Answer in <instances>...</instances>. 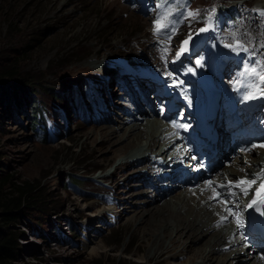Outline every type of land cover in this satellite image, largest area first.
Listing matches in <instances>:
<instances>
[{"label": "rangeland", "instance_id": "obj_1", "mask_svg": "<svg viewBox=\"0 0 264 264\" xmlns=\"http://www.w3.org/2000/svg\"><path fill=\"white\" fill-rule=\"evenodd\" d=\"M239 1L0 0V181L5 175L12 177L0 186V204L15 216L6 228L19 233V252L11 264L169 262L167 255L146 260L144 211L200 182L193 186L180 182L176 188L181 176L176 178L171 165L157 170L154 159L128 165L121 157L104 168L113 152L95 132L109 126L116 133L114 142L126 127L141 122L143 112L159 124L165 99L158 101L155 96L154 109L149 110L145 100L154 99V94H148L151 87L146 82L156 84L163 78L187 91H192L183 84L187 78L196 85V81L210 84L207 79L219 82L217 68L212 73L209 66L216 49L218 60L232 55L242 72L246 63L252 67L255 58L248 61L241 52L237 59L239 55L224 46L233 43L234 36L242 43L248 38L236 29L241 18L248 16L246 7L237 5ZM255 1L245 5L253 10ZM258 2L264 4V0ZM161 3L163 7L158 6ZM169 11V20L175 23L165 32L174 26L176 34L170 42L164 34L153 38L154 21ZM189 11L200 15L189 19ZM209 14L211 26L200 32L208 25ZM259 14L254 11V23L261 19ZM130 31L131 39L147 41L128 42ZM189 34L188 50L177 58ZM194 46L198 51L193 52ZM91 61L95 65H89ZM98 63L105 64L103 70L97 69ZM230 77L220 87H227ZM197 86L195 90L203 93V87ZM242 99L235 105L240 107ZM259 106L257 114L264 113V105ZM257 114L254 117L261 119ZM33 117L38 118L36 127ZM244 165L248 167L249 162ZM217 172L221 171L217 169L212 178ZM163 173L168 177H162ZM160 180H167L169 186L157 188ZM26 189L31 191L23 195ZM3 212L0 207L1 228ZM185 259L171 262L184 264Z\"/></svg>", "mask_w": 264, "mask_h": 264}, {"label": "bare ground", "instance_id": "obj_2", "mask_svg": "<svg viewBox=\"0 0 264 264\" xmlns=\"http://www.w3.org/2000/svg\"><path fill=\"white\" fill-rule=\"evenodd\" d=\"M248 1L251 0H242L237 3V5L246 7V12H248V16L246 18H241V21L236 26V29L238 28L240 32H243V34L248 37L246 38L247 43L244 42L243 44L249 48V53H252V55H249V53L243 52V58L251 62L254 58L256 61H264V47H262V45H264V24L261 26L259 24L260 22H264V17H261L259 14L261 19H257V23H254L256 18L253 17L254 11L260 13L264 12V4L256 0L255 3H257H254V9L252 8L253 10H251L245 5L249 4ZM89 24V22L86 23L87 26H89ZM127 37L126 40L128 42H138L141 39L140 37V39L138 38L139 40L131 39L134 38V34L131 31ZM152 37L155 39L158 38V36L154 34ZM144 39H141V43L147 41H143ZM196 49L197 46H194L193 52L198 51V49ZM201 49L202 47L200 50ZM217 53L218 50L216 49L213 65L209 64L211 72L212 69L217 68L216 72L219 74L220 78L231 75L233 78L232 82H229L227 87H220V83H222L221 80H219V82L213 80V82L207 85L201 84L198 81H196V83L200 87H203V93H207L206 95H210L214 100L215 113L219 116L218 107L229 105L228 93L233 90L232 83L234 81H241L239 74L242 70L241 67H238L239 64L231 58L232 55L224 54L222 58L218 60ZM239 57L240 54L237 56V59ZM90 60H93V58L87 61ZM207 60H210V58ZM94 62L95 61H91L89 65H95ZM104 65L105 64L101 65L98 63L97 69L103 70ZM253 66H255V63ZM105 69L107 71L108 69L112 70L109 66H106ZM125 70L123 69V71ZM139 75L142 76L143 74L138 73V76ZM145 76L146 75L143 77ZM162 80L163 81L160 83L157 82L156 84H150V80L146 82V85L149 83L151 87V89L147 91L148 94H154V99L145 100V104L149 110L154 109L153 103H155L156 97L158 101L165 99V101L161 102V112H164V116L160 119L161 122H159V124H157L158 121L154 119L146 118L147 116L143 112V114H141V122L137 121L126 127L125 133H127V135L124 133V135L120 136L114 142L113 139L116 137V133L113 132L109 126L102 127L95 132L98 139L108 143L111 147V152H113V156L104 161V168L111 164V162L115 164L116 160L121 157V160H125V163L128 165L145 160L151 163L154 159L155 168L157 170L163 171L171 165L170 171H173L176 178L178 179V176H181L179 179L180 181L175 185L176 188L180 185V182L184 183L182 184L183 186L188 184L193 186L196 182H200V184L194 188H187L184 191H179L178 194H173L169 198H166L152 211H144L147 217L143 221L142 234L148 235V237L143 240V250H147L145 253L146 260L148 259V261L151 262L155 257L158 258L167 255L169 262L166 264H173L171 261L181 257L186 258L184 264H264V248L246 242L244 235L237 230L232 221V216L240 205L239 196L228 198L229 202L227 207L231 210V215L225 210V205L223 203H219L215 199H210V197L213 196L214 189L218 193H223L222 188L218 187L219 185L229 182L234 183L241 179H255L259 173L264 171V158L262 159V157H264V150L257 149L250 153H244L233 150L228 144H223L222 146L219 144L218 149L220 154L217 156V165L210 172V176L206 178L204 171L197 168L195 162L187 158V148L180 143L174 145L172 140L169 139L173 136L174 138H178V136L175 135L173 129L162 122L165 118L172 116L167 111L168 109L183 110L185 104H183L185 99L181 101L174 99V95L176 96V94L172 91L180 89L178 93L179 96H193L197 95L196 92L198 90L195 89H197L198 86L189 78L186 80L184 79L185 81H183V84L192 87V91H187L179 85H170V83H167L168 81L166 79L162 78ZM227 80L230 81V78ZM126 81L128 80L126 79ZM133 81L138 80L132 79L131 82ZM218 83L219 85H217ZM161 89H164V91L160 94ZM245 89L246 88H243V90ZM169 91L171 93H169ZM224 92H226L227 95ZM144 96H146V94ZM239 98V95L234 94L233 102L235 103ZM242 101H244V99H242ZM165 102L167 103L166 106L164 105ZM260 104L264 105V98L256 99L254 103L247 107L243 106V104L240 107L239 105H235L237 109H235L231 116H234L242 123H249L250 117H257L256 114ZM138 106L140 107V104ZM257 115L261 119H264V113ZM246 116H250L249 120L246 119ZM123 123L124 122H121V124L118 125V129H122ZM212 123L214 128L218 130L223 137V132L220 131L218 122L214 120ZM117 145L121 146L117 147ZM256 153L261 154L256 156ZM224 160L227 163L222 167L221 165ZM228 161L232 162V166H229ZM245 162H249L248 167L244 165ZM119 165L117 164L115 169H117ZM217 169L221 172H217V175L212 178ZM161 176L165 178L168 177L166 173H163ZM194 177L196 178L195 181L192 180ZM160 181V184L156 186L157 188L161 187V185L164 186V184L168 182L167 180ZM210 181H212V183H210ZM261 182H264V178L256 180L250 192L252 193L253 189ZM167 185L169 186V184ZM233 191L237 193L238 189H233ZM164 197L167 196H161L160 198ZM221 199H224V196H221ZM157 200L158 199L155 198L151 201V204L155 203ZM246 201L247 200L244 202ZM256 240L260 241V239ZM155 264L158 263L155 262Z\"/></svg>", "mask_w": 264, "mask_h": 264}, {"label": "snow or ice", "instance_id": "obj_3", "mask_svg": "<svg viewBox=\"0 0 264 264\" xmlns=\"http://www.w3.org/2000/svg\"><path fill=\"white\" fill-rule=\"evenodd\" d=\"M159 7H163V3L158 5ZM172 15V13L169 11L161 16H159L153 24V34L154 35H166V38L168 42L171 41L172 37L176 34L174 26L171 28L170 32H165L166 29H169L170 25H174V21L169 20V17ZM200 13L198 11H189L187 13V18L189 19H195L197 16H199ZM261 17H264V12L260 13ZM212 22V14H209L208 16V25L204 28H201L199 31L204 32L208 31L209 27L211 26ZM192 39L191 34H189L188 38L181 42L180 51L177 52V58L180 57L181 54H183L185 51L188 50L187 46L189 45L190 41ZM225 47L229 48L232 52L239 55L241 52L249 53V48L246 47L238 37H233V43L231 44H225ZM264 47V45H262ZM167 52V49H165V53ZM249 55H252V53H249ZM197 65H200V61H197ZM244 78L242 81L243 86L247 88L249 91L246 95H243V99L245 101L247 100H253L258 98H264V61H256L255 66L248 67L247 63L246 66L239 74ZM251 78V79H249ZM241 82H237L233 85V89L235 91L239 92ZM176 125H174L175 127ZM260 147H264V145H259ZM264 178V171L259 173L255 179H241L236 182H229L226 185H219L218 187H223L227 189L226 193H218L213 190V196L210 197V199H215L219 203H223L225 205V210L229 212V215H231V210L228 209L227 204L229 202V197H235L237 195L236 191H233V189H239L240 194H242L244 197L249 196L250 189L252 186L256 183V180ZM221 196H224V199H221ZM264 205V184H261L260 187L256 188L255 193L253 195V198L248 203L247 207L249 209L255 208L257 205ZM264 214V212H262ZM239 226V221L237 222Z\"/></svg>", "mask_w": 264, "mask_h": 264}, {"label": "trees", "instance_id": "obj_4", "mask_svg": "<svg viewBox=\"0 0 264 264\" xmlns=\"http://www.w3.org/2000/svg\"><path fill=\"white\" fill-rule=\"evenodd\" d=\"M92 102H93L92 106H96L98 100ZM34 115H36L35 112ZM33 118L34 119L32 120L33 121L32 125L36 127L37 123H39L38 118L36 117ZM42 128H44V126ZM11 178H12L11 176L5 175L0 181V186L5 184L6 182H9ZM30 191L31 189L29 190L26 189L25 192L23 191L22 193L23 195H28ZM0 207H4L5 210V212H3L2 214V220H1V223H3V227L2 228L0 227V264H11V262L17 257V253L19 252L18 244H17V235L19 233L17 234L6 228L7 227L6 225L15 222V218H14L15 216L13 211L9 210V208L4 204H0ZM125 254L129 255L130 252H125Z\"/></svg>", "mask_w": 264, "mask_h": 264}]
</instances>
